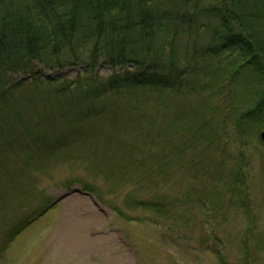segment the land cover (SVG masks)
Instances as JSON below:
<instances>
[{"label":"rangeland","instance_id":"1","mask_svg":"<svg viewBox=\"0 0 264 264\" xmlns=\"http://www.w3.org/2000/svg\"><path fill=\"white\" fill-rule=\"evenodd\" d=\"M156 1L154 15L159 17L163 15L162 20L166 30L161 35L162 30L153 41L152 46L159 55L153 51L152 56L158 58L167 69L170 48H173L176 55H179L184 48L189 51L193 49L201 51L207 47H214L215 43L211 45L210 35L213 34V30L219 23L220 13L216 14L211 10L201 11L209 6L214 7L216 2L213 0ZM218 1L219 4L222 3V0ZM225 2L226 0L223 1L222 7ZM235 3L237 2L232 4L234 10H236ZM182 10L187 11L188 14H184ZM175 31L177 39L174 41L173 47H170L168 43L169 40H174L175 35L172 33ZM91 46H93L92 43ZM228 52L229 50L218 57L207 58L208 60L203 64L196 65L194 68H197L198 80L195 83H190L191 74L182 77L183 85L187 84V86L182 87V91H186V94L179 100V103L189 106L193 102L192 108L197 109L200 107V103L205 101L206 105L213 110L212 114H206V118L214 120L215 124L216 122L222 123V113L231 114L233 112L228 109L229 97L232 96L228 91V82L231 79V74L238 68L240 60L236 58V55L231 56ZM128 55L133 57L131 54ZM60 59L62 61L59 62L63 64L62 69L59 67L49 69L44 65L45 62L35 64L34 74L39 76L42 82L49 81V83H34L30 89H33V98L39 99L41 102L39 105L41 110L44 107L48 111L44 103L52 104L49 111L54 118L52 122L51 119H47L48 125L45 129L47 132L50 129L53 131L57 127L62 132L65 130L64 133H68L67 127L76 129V132L67 135L66 146L69 150L60 152L61 157L55 156V159L45 157L42 160L28 161L30 163L28 167H24V160L21 159V164L17 165L16 171L11 166L5 172L6 168L2 167L1 152L0 245L3 237L13 230H10L11 228H18L23 220L25 223L35 215L37 218L7 242L6 250L0 252V264H221L215 254L209 252L214 249L213 244L209 248L205 243H201L200 247L194 236L189 241H173L168 237L170 235L169 228H176V226L179 227V233L188 232L190 229L195 233L199 232L198 219H203L200 204L197 205L193 199L184 197V194L188 193L184 187L178 189L174 187L176 182L180 183L183 180L189 182L195 178V170H190L187 165L167 164L161 170L160 175H158L159 166L154 174H151L153 172L151 169L135 170L136 172L133 174L134 167L130 166L129 168L125 162L114 168L113 164L108 165V170H104L97 165L100 164L99 160L102 154L97 155L99 160L89 155L90 149L93 147L105 149L108 146L118 152L119 158L129 155L128 153L131 151L125 148L126 143L147 131L149 128L147 123H151L149 119L158 118V123L155 122V130L159 131V127L162 126L160 129L168 133L174 120L182 111L181 104L177 106L179 109L171 108L172 105L169 103L172 104V101L170 99H163L162 94L154 92L146 95L145 100H142L144 101L142 105H137L132 104L133 101H130L129 95L125 94L124 97L117 93L107 92L102 97L93 98L94 101L89 103L88 106L93 109L92 112L79 110L77 109L78 105L73 108L71 101L67 103L66 100H70L71 97L75 99V96L78 95L79 81L82 75L81 68L84 67V63L70 66L68 63L66 65L64 57H60ZM83 59L86 60L87 56H82V61H84ZM107 67L104 63L98 64L94 74L98 78L110 77L114 70ZM124 68L133 70L134 65L132 62H128L124 64ZM115 71L118 73L121 70L116 68ZM249 73L252 74L251 71ZM240 75L236 76V89L243 91V79L246 77ZM19 77L28 81L30 77L32 79V74ZM248 78L257 81L259 79L255 75ZM204 83L210 84L208 87H204L202 85ZM60 87L61 91L55 94L54 89ZM47 91L52 93H47ZM142 92L144 91L138 90L139 94ZM60 99L63 100L57 101ZM83 101L89 100L83 99ZM254 104L255 102H251L249 105L252 107ZM94 105L100 109H94ZM164 105H167V109ZM244 105L246 104L243 103L240 107L244 108ZM236 106H238L237 102ZM47 108H49L48 105ZM102 110H104L103 113H100ZM199 110L201 109L197 111ZM40 112L36 110V120H39ZM172 112L174 114H171ZM191 112L194 110L191 109ZM31 113L35 114L34 111ZM120 118L123 125L116 127L119 125ZM40 119L43 120V117ZM36 120L33 119L32 123L38 124L39 122ZM137 120H142L143 124L136 129L133 122ZM232 121L233 119H227L226 137L221 138L222 140L217 137V142L210 145L209 148L200 143L197 144L198 147L194 146L192 148L194 150L190 149V151L201 155L200 161H202L203 167L207 162H217L212 164V171L217 165L214 173L207 175L210 179L207 180V176H205L210 183L216 181L218 171V173L234 176L236 163H240L241 173L244 176V178L242 177L244 188H241L247 197L245 205L249 208L246 210L241 203H236V209L231 210L228 202L230 198L228 192L231 188L226 187L223 183L212 184L210 188H218L220 203L228 207L230 211L219 210V213L225 216L217 217L216 222H211L213 228L206 226L204 233L213 234L215 228L219 230L218 236L223 237L228 234L229 240L234 241L235 244L240 243L243 239L253 243L255 239L258 240L260 235H264V141L260 140L259 135L243 142L238 141L232 132V127H234ZM128 123H130V127L128 126L129 128L122 134L121 132L124 131ZM215 127L217 128L216 125ZM131 128L135 132L128 134ZM157 131L154 132V135ZM52 137L61 138V134ZM172 137L176 141L172 142L166 137V153L173 151L174 145L179 141L178 136L173 132ZM48 139L50 142L52 141L51 137ZM161 142L162 138L159 136L152 144L157 146ZM133 144L136 149L139 148L143 151L149 149L147 144ZM46 147L52 146L49 144ZM42 151L45 149L43 148ZM191 152L184 157L186 162L191 156L193 157ZM132 153L136 154L133 148ZM240 157L241 161H239ZM131 160L135 161V157H132ZM12 175L18 179V181L14 180L18 190L14 189L8 192L2 205V193L6 194L1 189L2 181H6ZM120 177L126 178L127 185L124 182L116 184L117 180H122ZM165 178L169 179L167 184L163 182ZM83 184H89V187H92L94 191L82 188ZM135 184H143L146 193L142 195L140 192H135ZM237 186L241 185L237 184ZM202 188L208 193L209 187L204 184ZM78 190H82L86 194H80ZM127 193L129 194L127 195ZM147 197L159 198L164 204L162 211L164 210L165 213L155 216L151 212L135 209L132 206L135 201L147 199ZM170 197H179V203L173 208H170L168 204ZM47 206L50 208L38 217V214ZM112 207H117L121 213ZM208 207L209 203L203 204L204 209ZM137 216H141L140 218L145 221L148 218L154 224L143 220L139 221L135 219ZM253 221L254 223L251 224ZM184 223H189L190 227H185ZM216 225L218 226L215 227ZM241 236L244 237L241 239ZM217 247L218 252L225 257L228 263H233L238 256L236 248L230 251L219 245ZM259 256L262 257L260 264H264V254L263 256L259 254ZM252 263V257L244 258L243 264Z\"/></svg>","mask_w":264,"mask_h":264},{"label":"trees","instance_id":"2","mask_svg":"<svg viewBox=\"0 0 264 264\" xmlns=\"http://www.w3.org/2000/svg\"><path fill=\"white\" fill-rule=\"evenodd\" d=\"M213 1L216 2L214 7H206L201 12L211 10L216 14L220 13L219 23L213 30V34L210 35L211 45L215 43L214 47H207L201 51H196V49L189 51L184 48L179 55H176L175 50L170 48L167 69L158 58L152 56V52L156 53L157 51L152 46L153 41L162 30L161 35L166 30L162 20L163 15L161 17L154 15L156 0H0V156L2 152V167L6 168L5 172L11 166L16 171L17 165L21 164V159L24 160V167H28L30 166L28 161L42 160L45 157L53 159L61 157L60 152L68 149L66 146L67 135L76 132V129L70 127L66 128L68 133H64L65 130L62 132L59 127L53 131L50 129L49 132L45 130L48 125L47 121L51 119L52 122L54 118L49 111L52 104L44 103L48 111L44 107L41 110V106H39L41 102L39 99L33 98V89L30 88L34 83L47 84L49 81L42 82L39 76L34 74V65L45 62L44 65L49 69L53 67L62 69L63 64L59 62L62 61L60 57L66 59V65L68 63L70 66H76L84 63L78 95L75 96V99L71 97L70 100H66L67 103L71 101L73 108L78 105L77 109L92 112L93 109L88 106L89 103L99 96H104L107 92L117 93L124 97L125 94L129 95L130 101H133L132 104L137 105L143 104L142 100H145L147 94L155 92L162 94L163 99H170L172 101V104L169 103L172 105L171 108L179 109L178 104H181L180 108H182L168 133L160 129L162 126L159 127V131L155 130V122L158 118L149 119L151 123H147L149 125L147 131L126 143L125 148L131 151L128 153L129 155L119 158L118 152L109 146L105 149L102 147L91 148L89 155L94 156L96 160H99L97 155L102 154L99 160L100 164H96L102 169L108 170V165L113 164L114 168L125 162L129 168L130 166L134 167L133 174H135V170L146 169H151L153 171L151 174H154L159 166L158 175L162 173L161 170L167 164L187 165L190 170H195V178L189 181L193 183L183 180L180 183H174V187L177 189L184 187L188 191L184 197L194 200L196 196L195 203L200 204L203 219H198L197 244L199 246V243L213 244L222 264H243L244 258L249 257H253L252 264H260L258 253L264 251V239L253 240L255 244L243 239L244 253L242 254L240 250V256H236L233 263H228L225 257L218 252L217 247V245L226 246L225 242L228 240L226 235L228 234L224 238H220L219 230L215 229L213 234L206 235L203 229L211 222H216L217 217L225 216L219 213L221 209L234 211L236 203H241L246 210L249 208L245 205L247 197L242 190L244 176L241 173V164L236 163L234 176L218 173V171L216 181L210 183L207 181L210 179L207 175L214 173L217 165L212 171V164L217 162H207L203 167L202 161H200L201 155L191 152L190 149L200 143L209 148L210 145L217 142V137L220 139L226 137V128L228 127L226 121L229 118L233 119L232 132L238 141L243 142L264 131V0H226L223 7L221 5L224 0L221 4L218 0ZM233 2H237L235 3L236 10L233 9ZM182 11L179 14L180 17ZM183 13L188 14L187 11H183ZM228 15H230L229 18ZM172 35H175V38L172 41L169 40L170 47H173V43L177 39L176 31ZM91 43L93 46L90 47ZM227 50L231 56L236 55V58L240 60L238 68L231 74V79L228 82V91L232 94L229 97L228 109L233 112L231 114L222 113V123L216 122L215 124L214 120L206 118V114H212L213 110L206 105L205 101L200 103V107L197 109L192 108L193 102L189 106L179 103V100L186 94V91H182V87L187 86V84L183 85L182 77L191 74L190 83H195L198 80V75L196 74L197 68L194 67L203 64L212 56L218 57L220 54H224ZM84 55L87 56V59L82 61ZM128 62H132L134 65L133 70L124 68V64ZM100 63H104L111 69L120 68L121 71L113 73L105 79L98 78L94 74V70ZM249 71L259 77L258 81L248 78L253 76ZM29 73L32 74V79L30 77L28 81L19 77H25ZM163 73L165 74L163 75ZM238 75L246 77L243 79V91L236 89V76ZM209 84L202 85L208 87ZM138 90L144 92L139 94ZM60 91L61 87L54 89L55 94ZM47 93L52 92L47 91ZM153 96L158 100L155 95ZM83 99L89 101L85 102ZM61 100L63 99L57 101ZM236 102L238 106H236ZM251 102H255L252 107L249 105ZM243 103L246 105L241 108ZM164 107L167 109V105ZM94 109L100 108L94 105ZM191 109L194 112H191ZM198 109L201 110L197 111ZM36 110L42 112L38 115L39 120L35 118ZM32 111L35 114H32ZM42 117L43 120L40 119ZM33 119L39 123H32ZM142 124V120L133 122L136 129ZM122 125L123 122L120 118L119 125L116 127ZM128 126L130 127V123L124 128V131L121 130L122 134L129 128ZM155 131L157 132L154 135ZM204 131L205 134H203ZM134 132L131 128L128 134ZM172 132L178 136L179 141L176 145L173 144L175 147L173 151L166 153V137L172 142L176 141L172 137ZM59 134H61V138L52 137ZM159 136H161L162 142L157 146L152 144ZM49 137L52 139L51 142ZM46 141L49 142L45 143ZM133 143L147 144L149 149L147 151L136 149ZM49 144L52 147H46ZM43 148L45 151H42ZM132 148L136 151L135 155L132 153ZM189 152L193 153V157L191 156L186 162L184 157ZM106 155L107 157H105ZM139 155L141 156L139 157ZM132 157H135V161L131 160ZM239 161H241V157ZM205 176H207V180ZM14 180L18 181L12 175L6 181H2L1 189L6 192L5 195L2 193V205L8 192L14 189L18 190ZM168 180V178L163 179L164 184H167ZM216 183H223L226 187L231 188L228 192L230 194L228 200L230 209L220 203L218 188H210L212 184ZM204 184L209 187L208 193L202 190ZM237 184L241 186H237ZM89 186V184H83L84 189L94 191ZM134 186L135 192H140L142 195L146 193L143 184ZM206 202L209 203V207L204 209L203 204ZM178 203L179 197H170L168 200L170 208L175 207ZM132 206L135 209L151 212L155 216L165 213L164 210L162 211L164 204L157 197L139 199ZM140 217L137 216L136 219L143 220ZM253 223L254 221L251 224ZM188 224L184 223L185 227L189 228ZM25 227L26 223L23 222L18 225V228L10 229L13 230L2 239L1 253L6 250L7 242ZM178 230L179 227L176 226L173 232ZM169 232H172L171 227ZM191 233L193 231L190 229L188 232L172 236L176 240L186 239V235ZM252 244L253 255H250Z\"/></svg>","mask_w":264,"mask_h":264},{"label":"water","instance_id":"3","mask_svg":"<svg viewBox=\"0 0 264 264\" xmlns=\"http://www.w3.org/2000/svg\"><path fill=\"white\" fill-rule=\"evenodd\" d=\"M263 136V135H262ZM263 138H264V136H263Z\"/></svg>","mask_w":264,"mask_h":264}]
</instances>
